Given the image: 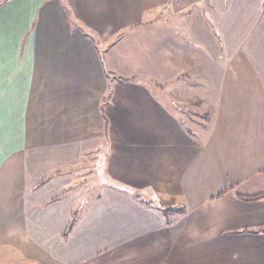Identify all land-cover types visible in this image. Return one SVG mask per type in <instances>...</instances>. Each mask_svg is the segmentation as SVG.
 Segmentation results:
<instances>
[{
  "label": "crops",
  "instance_id": "0c3cea01",
  "mask_svg": "<svg viewBox=\"0 0 264 264\" xmlns=\"http://www.w3.org/2000/svg\"><path fill=\"white\" fill-rule=\"evenodd\" d=\"M118 1L107 24L131 39H186ZM90 2L0 0V247L35 264H264V0L223 8L215 60L203 41L160 46L135 87L76 21L95 23Z\"/></svg>",
  "mask_w": 264,
  "mask_h": 264
},
{
  "label": "rangeland",
  "instance_id": "374dc122",
  "mask_svg": "<svg viewBox=\"0 0 264 264\" xmlns=\"http://www.w3.org/2000/svg\"><path fill=\"white\" fill-rule=\"evenodd\" d=\"M124 1L119 0L116 2L117 7L122 10L123 14L126 13V6L128 4V2L126 3ZM141 2L145 6L146 10L144 17L141 20H146V25L152 26L156 21H159V18H154L155 12L153 11L155 7L159 8L162 10V16H164L163 18H160V22L163 25L165 23L174 25L173 22L175 21L179 23V30H177L178 35L179 37L180 35H184L187 40L180 39L177 43L178 46H188L186 49L189 50L194 49V45H198L197 43H194L195 41H203L205 46L209 47L211 61L216 59V55L219 50V33L215 25L216 21L218 20V23L225 14V11L223 12V8L227 10L231 9V12L233 13L235 7L243 8L240 11H244V5L250 4V0H141ZM95 3L97 4V7H95L96 10L93 9L92 11L94 15L93 21H95V23H91L89 20H85L84 18L81 21L77 18L76 21L80 22L83 33L96 43L99 49L101 64L103 63V66L107 70L111 71L110 74L115 75V78L119 77L123 80H127L129 81L128 85L135 87V85L140 84L137 83L140 75L139 71H136L137 69L152 72L153 67L159 68L162 64L159 51L160 46H163L164 49L162 55L163 57L166 52H171V50L173 51V49H175L177 44L173 40L171 41L169 39L168 42L164 43L165 37L174 34L175 31L172 33H165L164 30L160 32L154 28H149L147 30L143 28L142 31H146L144 37L139 40L131 39V33L128 29L120 30L117 27L115 28L114 25H111L110 27V24H107L110 20L108 19V16L111 10L109 0H93V3L91 4L94 6ZM174 10H179V12L172 14ZM185 11H188L190 15V17L187 18V22H184L185 17H182ZM165 15L167 16L165 17ZM127 18H129L128 21L131 20L129 24L138 20V17L135 18L132 15ZM187 25L189 27V32L185 35L183 32L181 33L182 30L180 27H183L184 29ZM112 26L116 29L115 31H113L114 29ZM240 26L241 24L239 22L238 28H240ZM132 28L133 26L129 27V29ZM117 37L120 38L114 42ZM159 41L161 43L160 45L158 44ZM210 69L212 72H218L217 67L212 65ZM127 70H134V72L129 75L124 73V71ZM166 72L170 73L168 67ZM123 80H121L120 85ZM112 81L113 79L110 80V82ZM115 82L119 83L117 79ZM153 83L154 82L152 81H148L147 86L152 87ZM83 179L84 178H82V180ZM93 179H95V181L99 180L98 177H94ZM78 181H76V184L72 185L73 187L71 189H73L75 194L78 196V199H80L81 196L86 195L87 189H84L81 184L80 186ZM65 193L69 194L67 192ZM77 207L78 206H76V208ZM79 211L80 210L78 209V214ZM0 264L35 263L21 258V256L9 247H0Z\"/></svg>",
  "mask_w": 264,
  "mask_h": 264
},
{
  "label": "trees",
  "instance_id": "16d2710c",
  "mask_svg": "<svg viewBox=\"0 0 264 264\" xmlns=\"http://www.w3.org/2000/svg\"><path fill=\"white\" fill-rule=\"evenodd\" d=\"M260 197H264V192L262 193V194H260V196L258 195V196H255V197H252V198H260ZM70 227V226H69ZM70 229V228H69Z\"/></svg>",
  "mask_w": 264,
  "mask_h": 264
}]
</instances>
